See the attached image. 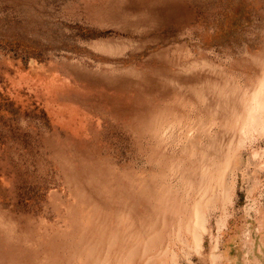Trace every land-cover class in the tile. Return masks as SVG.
Here are the masks:
<instances>
[{
	"label": "rangeland",
	"instance_id": "374dc122",
	"mask_svg": "<svg viewBox=\"0 0 264 264\" xmlns=\"http://www.w3.org/2000/svg\"><path fill=\"white\" fill-rule=\"evenodd\" d=\"M263 79L264 0H0V264H264Z\"/></svg>",
	"mask_w": 264,
	"mask_h": 264
},
{
	"label": "bare ground",
	"instance_id": "6f19581e",
	"mask_svg": "<svg viewBox=\"0 0 264 264\" xmlns=\"http://www.w3.org/2000/svg\"><path fill=\"white\" fill-rule=\"evenodd\" d=\"M247 95V94H245ZM251 95V94H250ZM263 117H264V79L260 82L257 89L253 92L251 96H246L244 99V112L243 114L237 118V121L235 123V126L239 122V130L240 128L242 132H245L246 134L251 135L253 127L258 126L260 129L262 128L263 124ZM169 119V118H168ZM174 125V124H173ZM172 127V126H171ZM170 128V127H169ZM164 129V128H162ZM235 129V128H234ZM167 130V128H166ZM159 131V130H158ZM165 131V130H164ZM169 132V131H167ZM165 133V132H164ZM240 133V132H239ZM244 133V134H245ZM165 135V134H164ZM242 137V136H241ZM245 140V139H244ZM253 141V140H252ZM246 143V142H245ZM240 147H243L244 141L239 143ZM251 146V145H250ZM239 148V147H238ZM240 150V148H239ZM241 152V151H240ZM239 152V153H240ZM253 156V155H252ZM242 157V156H241ZM229 162V161H228ZM240 164V162H239ZM232 166V164L229 162L224 166L222 169V177L227 173L228 169ZM222 168V167H221ZM233 169V168H232ZM235 169V167H234ZM209 172V171H208ZM233 173V172H232ZM230 174V173H229ZM213 176V175H212ZM214 177V176H213ZM212 179V177H211ZM212 181V180H211ZM216 181V180H215ZM229 182V181H228ZM234 186V185H233ZM211 190V189H210ZM221 191V190H220ZM209 193V192H208ZM224 195V194H223ZM215 196V195H214ZM217 196V195H216ZM202 198V197H201ZM216 198V197H215ZM213 198V199H215ZM217 199V198H216ZM231 199V198H230ZM200 200V199H199ZM207 202V200H206ZM200 203V202H199ZM203 203V202H202ZM212 206V205H211ZM215 206V205H214ZM199 205L196 206L194 219H195V230H194V239L196 246H200L201 244V237L198 234V230L204 231L205 224H206V215L204 216L203 213L200 210ZM203 209V208H202ZM212 211V210H211ZM211 213V212H210ZM209 217V216H208ZM194 223V222H193ZM189 230V229H188ZM204 233V232H203ZM208 233V232H207ZM194 247V246H193ZM199 250V249H198ZM203 251V250H202ZM201 253V252H200Z\"/></svg>",
	"mask_w": 264,
	"mask_h": 264
}]
</instances>
